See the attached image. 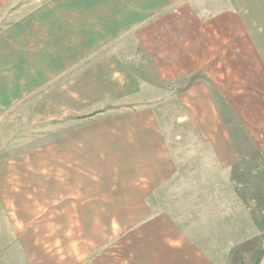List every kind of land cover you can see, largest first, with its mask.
I'll return each instance as SVG.
<instances>
[{
  "label": "rangeland",
  "instance_id": "rangeland-1",
  "mask_svg": "<svg viewBox=\"0 0 264 264\" xmlns=\"http://www.w3.org/2000/svg\"><path fill=\"white\" fill-rule=\"evenodd\" d=\"M159 1L0 0V96L13 89L15 99L0 110V181L55 175L56 143L73 130L150 106L176 165L147 201L165 221L163 243L149 216H96L94 264H264V71L228 73L231 85L225 72L170 71L167 55L152 54L157 37L137 30L165 14ZM216 124L231 158L215 151ZM62 218L63 229L76 219ZM31 245L24 264H43L48 248Z\"/></svg>",
  "mask_w": 264,
  "mask_h": 264
},
{
  "label": "crops",
  "instance_id": "crops-1",
  "mask_svg": "<svg viewBox=\"0 0 264 264\" xmlns=\"http://www.w3.org/2000/svg\"><path fill=\"white\" fill-rule=\"evenodd\" d=\"M159 2L168 6L165 14L137 30L141 39L157 37L160 43L153 48L159 51L152 54L167 55L173 66L170 71L189 77L196 72H225L230 85L238 79L228 73L264 71V0ZM198 6L203 10L196 13ZM205 88L201 83L189 87L197 91L199 102L211 104L212 94ZM13 92L6 90L0 96V110L13 105ZM213 134L220 139L216 153L229 154L223 128L216 124ZM43 148L45 144L40 145ZM56 154L64 163L56 161L55 175H11L0 181V264L27 263L31 243L48 248L39 253L43 264H94L90 254L95 251L94 217H148V197L176 172L166 136L150 106L109 112L95 125L76 128L62 150L56 143ZM43 164L42 169L46 160ZM64 215L76 217L70 228L63 229ZM37 217L41 218L34 223ZM149 217L145 222L158 228L157 239L163 243L159 224L165 221L157 213Z\"/></svg>",
  "mask_w": 264,
  "mask_h": 264
}]
</instances>
